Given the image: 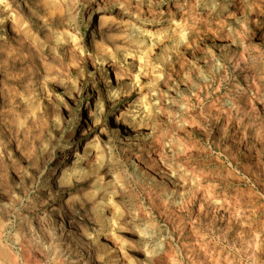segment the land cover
Wrapping results in <instances>:
<instances>
[{"label":"rangeland","instance_id":"1","mask_svg":"<svg viewBox=\"0 0 264 264\" xmlns=\"http://www.w3.org/2000/svg\"><path fill=\"white\" fill-rule=\"evenodd\" d=\"M48 1L0 0L12 47L0 52L12 100L0 123L1 241L22 247L24 264H79L55 249L70 222L106 244L97 256L107 264H264V0H191L175 35L145 21L132 45L117 46L88 35L97 0L62 10ZM147 1L132 0L144 9L180 0ZM96 45L110 49L118 84L104 80ZM113 116L139 135L116 130ZM75 140L83 172L66 166L51 185L53 160Z\"/></svg>","mask_w":264,"mask_h":264},{"label":"bare ground","instance_id":"2","mask_svg":"<svg viewBox=\"0 0 264 264\" xmlns=\"http://www.w3.org/2000/svg\"><path fill=\"white\" fill-rule=\"evenodd\" d=\"M51 1H55V0H51ZM155 1H156V3H160V1H157V0H155ZM155 1L152 2V1L148 0L147 2H148V4L151 3V5H152L153 3H155ZM56 2H57V0H56ZM56 2H55V4H56ZM68 2H69L68 0H59V2H57L58 3L57 5L58 6L60 5L59 8L62 6L60 8V10H62L63 6L65 8H69L70 4L68 5ZM48 3H50V0L48 1ZM57 5H56V7H57ZM148 6H150V5H148ZM192 8H193V2L191 0L172 1L170 4L167 3V5H165V8H162L159 6L155 9L153 7H150V9H147V7H146V9L140 8L137 6V3L134 4L132 2V0H97L96 3L92 5V7L89 9V11L87 13L88 35L90 36L91 39L96 38V37H100L101 39L102 38H104V39L109 38L110 41L113 42V44L116 46L118 44H120L119 41L123 42L124 40H128V43L132 45L133 42L135 41V38L137 37V35L141 31V29L144 28L143 25L145 23L143 24V22H145V21L149 22V24L146 26L150 27V26L155 25L153 32H155L157 34L161 33L165 36L175 35V33H177L179 28L181 29V27H184L186 25L187 15L192 11ZM51 13H48L49 17L52 16ZM62 13H63V11H62ZM62 13L61 14L59 13L58 15L55 14V16L57 15V18L58 17L62 18ZM172 15H174L175 18H172L173 17ZM47 17L48 16H46V18ZM62 21H63V19H62ZM170 21H172V25L169 24ZM62 23H64V22H62ZM161 23H165V25H162ZM157 25H159V26H157ZM66 26L69 27L70 24H66ZM9 27L11 29H13L12 28L13 25L9 26ZM17 27H15V29ZM149 27L147 28L148 29L147 31L150 30ZM0 29H1V31L3 30L5 32L8 29V27L6 28V20L5 19L2 20V22H0ZM12 32H14V29ZM16 32L18 34V31H16ZM10 37H9V39H10ZM17 37H18V35H17ZM7 42H8L7 37H5V35L1 34V32H0V52H2L1 50L4 51L5 48H8L7 46L9 45V43H7ZM9 48L11 49L12 47H9ZM9 48H8V50H9ZM70 48H71L70 45H67V47L65 49H66V51H69ZM9 51H11V50H9ZM109 51H110V49L102 47V46L96 45V47H95V53L97 54V56H99L102 59V65L103 66H101V67H103L104 70H107L108 77H106V79H104V78L103 79L105 81H107V83L110 80H113V83L118 84L120 79H122L121 78L122 74L120 73L121 69L112 60L111 61L107 60V62L105 61ZM3 54H4V52H3ZM4 58L6 59V56ZM4 58H3V60H4ZM118 69H120V70H118ZM108 70H110V73L108 72ZM104 80H103V82H104ZM98 82H100V81H98ZM88 83L89 84L93 83L92 78L90 80H88ZM101 83H102V81H101ZM250 84H251L252 88H254V89L258 87V81L255 82L252 80ZM106 85H104V83H103L101 86L104 88ZM2 88H0V123H5L7 121L6 120L7 113L8 112L12 113L11 110L7 112V106L10 105L9 102L12 100L9 98L10 99V101H9L8 92L5 93V91H8V90L2 89ZM3 90H4V92H3ZM99 91H100V88L93 91L92 94L97 95L99 93ZM254 92H256V91H254ZM99 94H101V93H99ZM254 95H255V93H254ZM261 102H262V100H261ZM230 105H232V104H230ZM8 108H10V106ZM9 117L10 116H8V118ZM113 122H114L113 127L115 129L117 128L116 130H118L119 128H121L122 130L124 129V131L125 130L128 131L129 129H131L130 132L132 134L135 133V134L139 135L140 129L129 128L130 125L128 126L127 124H124L125 122L123 121L124 122L123 123L122 119L119 116H113ZM10 124H11V122H10ZM218 128H219V126H218ZM127 134H129V133H127ZM140 134H142V132ZM79 137H80V134H79ZM78 140L71 142V144L64 150V152L62 153L61 160H58L56 158L53 160L54 161V168L52 170V175H50L48 178V181L50 182L51 185L59 186L63 183L62 181L65 178V171H66L65 167L66 166H70V168L68 170L69 174L70 173L75 174V177H77V178L83 172L81 169V166L78 165V163H79L78 160H80L84 156H86L87 152H86L85 148L82 147V141L77 142ZM80 152H81V154H80ZM95 155H96V153H93L92 156L95 157ZM101 172L103 173V175H102L103 177L108 175V171L105 170L104 168L101 169ZM110 184H111V186H113L114 183H110ZM92 204H94V203H92ZM96 221L98 222V220H96ZM99 221H101V218L99 219ZM75 229H76L75 225L70 223V222H67L66 228L62 227V225H61V229H56V234H58V239L56 240L55 249L57 248V250L59 249V250L65 251V252L67 251L69 253L73 252L76 254V256H77V254H79V257L75 261V263H79V264H104L105 262L104 263L102 262L103 259L100 260L99 257L97 256V253H98L97 251L100 248H102L103 246H105L106 244L101 243V242H93V244H92L88 239H86V238L84 239L80 236H77L75 233L78 230H76L75 233H73V231ZM73 234L77 237V238H75L76 242H71V241H73V237H74ZM104 238H107L105 240L109 241L110 248L112 249L111 251H113V255H116L117 254L116 249H118L117 248V244H118L117 241H115L114 238H112L114 240L113 241L111 239V237L108 238V236H105ZM6 244H4L1 241V237H0V262H2L3 264H17L18 262H20L21 264H24L23 263L22 247L20 246L21 248L19 247L20 249H18V252L15 251L16 253H13L14 251L12 252ZM77 246L79 248H81L82 253H80L76 249ZM105 248H106V246H105ZM101 250H103V249H101ZM62 252H61V254H62ZM110 254H112V253H110ZM217 254H219V253H217ZM24 257H25V255H24ZM80 257H82V259ZM110 257H111V255L109 256V258ZM116 257H117V255H116ZM208 259H209V257H208ZM211 261L209 259L210 263H211ZM214 261H212V262H214ZM70 264H73V263H70ZM105 264H107V263H105ZM212 264H216V262H214Z\"/></svg>","mask_w":264,"mask_h":264}]
</instances>
